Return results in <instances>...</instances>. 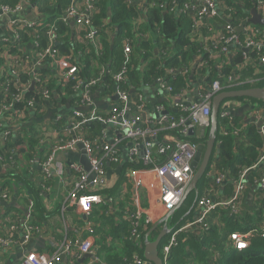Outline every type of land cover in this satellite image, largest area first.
I'll return each mask as SVG.
<instances>
[{"label": "crops", "instance_id": "crops-1", "mask_svg": "<svg viewBox=\"0 0 264 264\" xmlns=\"http://www.w3.org/2000/svg\"><path fill=\"white\" fill-rule=\"evenodd\" d=\"M262 1L264 3V0H244V4L248 2L251 6H255L256 4L260 5ZM19 4L20 9L15 15L0 16V45L1 42L13 45L11 20L19 19L31 23L45 22L46 17H44L41 12L40 4L38 6L37 3L31 2V0H19ZM240 5H243L242 2ZM262 5L264 6V4ZM54 7L55 4L53 3L50 9ZM110 21L109 11L107 12V24L105 23V25L110 26L109 28H111V31L109 32L108 29L107 32L111 35L114 29L109 24ZM207 24L212 26L213 30L209 32V34L211 37L210 39L214 41L220 33H224L223 29L227 25H231V21L229 19H225V21L221 19L216 21L215 19L204 17L200 20L201 27L197 28V32H203V27ZM105 25L103 26V30L105 29ZM239 26H241V24H239L237 28H239ZM141 27L143 26L141 25ZM72 29L75 30L73 24L70 25L69 33L65 35V38H68L66 41L68 43H71L74 37ZM255 29L264 34V27H255ZM130 32L132 34V31ZM27 34L29 35L26 36L27 39L23 41L21 46L13 45L17 48V52L10 51L8 48L4 47L3 49L0 48V75L2 69L3 72H5L8 69L7 67L18 65L20 66V75L23 79H31L34 75L33 78L40 76L49 79L48 81L55 80L56 77L55 75L53 76L51 72V69L55 66V64L52 63L53 59L48 57L40 62L37 59V52L44 49L49 44L48 36L45 33H39L37 31L28 32ZM59 37L61 38V36H57L56 34L54 46L57 44V39H59ZM147 39L151 41L153 40V36L147 33L145 36L135 37L134 41L140 43L142 40ZM125 41H127V37L120 36V39H116V43L120 44L122 47ZM114 42L115 41H113V43ZM130 42L132 43V39H130ZM198 42L202 46L204 42L205 49L208 46V49L210 48V45L203 37H199ZM38 44L40 45L39 49H37ZM225 47L226 52L224 54L227 60L231 61L233 52L237 47L232 43L225 44ZM65 52L68 57L74 58V63L79 60L74 53L68 52L67 50ZM155 53H157V50H155ZM56 59L57 57L55 58V62L57 63L60 59L58 58L57 61ZM193 65L189 68L190 75L192 74L191 72L195 70L194 67L197 66L196 68L198 69L200 66L199 63ZM175 73H179V71L173 69L168 70L165 73V77L161 80L141 83L136 91H131L129 94L137 98L135 101L139 102L141 108L131 107L129 109V116L140 115L141 120L143 119V124L153 127L162 116L169 113L171 114V112H177V108L174 106L173 101L169 100L167 96V91L161 86V82L167 80L166 78L169 75ZM105 78L106 76L104 75L103 80H105ZM206 87H208V85H206L202 78L196 77L193 79L189 87L182 94L185 105L189 106L191 103L201 102ZM34 88V85H29L27 87L29 91L34 90ZM113 89L114 91L112 93L107 91V86L105 84H97L92 90L91 105L89 107L84 106L73 96L68 97L61 94L59 97L55 90L53 91L54 100L45 101L42 106L39 107L28 108L23 115L14 121L9 115L3 118L0 117V189L7 194L6 199H0V237L6 236V231L10 223L17 227L13 234L14 243L11 246L0 247V264H20L23 255L28 251L52 255L65 242L77 241L82 243L88 238L89 234L87 229L89 227L94 231L90 239L95 255H92V257L88 253H82L80 250L75 249L72 256L68 254L61 255L55 264H106V259L123 257V246L120 240L115 237L113 238L110 233H107L108 230L104 232V230L97 227L94 222L88 221L89 215L87 217L86 215L77 213L76 207L70 204L69 195L73 191L74 184L79 179L80 175L84 174L88 179H91L94 174L90 164L88 170H86L84 165L80 162L84 153L83 150L78 147L76 151L57 152L52 157L50 165H48L47 169L45 168L47 159L51 156L52 146L62 139L71 129V124L76 122L74 114L91 112L100 115H109L112 110L116 108L119 101L116 98L117 92H115V86ZM113 97H115L114 100H112ZM0 98H3L1 91ZM254 105L255 107H252ZM222 112L228 116L230 122L228 123V129H221L224 130V134L230 133L240 148V160L244 164L239 166V173L241 171H247V169H249L247 165L255 160V164H251L253 167L250 166L253 169L254 165L257 163L260 164V157L264 154L263 106L251 101L239 102L235 99H231L222 106ZM156 115H158V118L153 117ZM202 129V127L197 126L195 129V137L200 138V131ZM115 131L121 132L120 129H112V127L108 125L105 126V144L107 146L115 145L117 149L116 151L114 149L112 153L114 161L105 162L104 186L117 183L121 179L120 175L123 174V167L125 164L130 163V161H128L129 153L131 148L133 149L134 147V145L130 144L128 141L119 140L116 142ZM205 131H208V129ZM256 134L263 139L262 148L254 149L253 147L252 137ZM30 138L39 142L34 145L32 151L29 150L27 145L28 139ZM218 144L219 143L216 142L213 149L214 162L216 161L214 159L218 157ZM47 170L49 172H47ZM128 170L129 169L124 170L125 175H123L120 191L118 190L119 195L114 199L106 198L107 204H113V207L111 204L109 205L111 206L109 209L114 214V218L109 219L106 229L113 230V228L115 229V227H118V225L124 221V214L121 215L124 210L126 215L138 211L142 217L141 223L153 226L145 235V240H149L150 237L155 239L159 233H157L155 237L152 236L151 233L157 229L161 231L164 227H168L173 230L176 224H173L170 220L172 213L166 220L165 217L168 213L164 211L154 198L150 197L145 188H139L136 191L134 182L132 180L130 181L126 176ZM138 170V179L143 181V184L146 183L147 180H151L147 177V174H145V169ZM48 174H50V176ZM216 174L219 173L216 172ZM247 175L245 174L244 177H240L238 180L227 178L221 184H217L206 174L204 178L206 181L203 183L200 190L202 196L210 194L215 201L228 202L237 194L239 185H241L243 189L240 190L238 194L240 205V218H238V220L241 225L251 222L252 219L254 220L255 216H257V221L255 219L252 223L260 222L264 217V188L258 183L259 179L252 178V180H250L252 175ZM198 191L199 188H197V192L195 193H198ZM189 194L187 196H189ZM31 200H34L40 205L43 210V217L45 218L41 219L40 215L38 218L40 223L35 225L37 231L31 234L28 242L22 244L24 236L22 226L27 223L31 215V211L29 210V203ZM97 205L92 206V211ZM224 209L229 210V207L221 208L220 211ZM190 211H192V208H190L189 212ZM224 214H226V211ZM148 218L150 221H148ZM215 218L218 221L217 226L219 229L225 227L222 222L224 219H221V217L217 215ZM235 232L240 233L242 231L236 230ZM135 255L136 253L129 255L131 258L133 257V262ZM95 258L98 259L96 260ZM126 259V256L122 258L124 262ZM169 259L170 258L164 261L165 264L169 263ZM144 264L150 263L145 260Z\"/></svg>", "mask_w": 264, "mask_h": 264}, {"label": "trees", "instance_id": "trees-1", "mask_svg": "<svg viewBox=\"0 0 264 264\" xmlns=\"http://www.w3.org/2000/svg\"><path fill=\"white\" fill-rule=\"evenodd\" d=\"M185 1L188 0H161L162 7L158 8L141 4L128 5L124 0H97L92 26L96 31V39L99 48L98 50H94L92 44L84 38L87 31H84L85 29L79 33H77L76 27L75 30L72 29L74 36L73 40L71 43L66 42L68 38H65V35L69 33L71 24H63L58 19H60L61 11L70 3V0H31V2L37 3L38 6L39 4L41 5V12L43 16L46 17L45 22L38 23L39 25L42 26L47 23L56 22V34L57 36H61V38L59 37V39H57V44L54 47V49L60 53L57 58H64L65 61L76 66L78 70L73 80H68L64 83V91L60 90L59 92L61 94L65 92L67 95H73L77 82L82 81L83 83H87L92 80H100L99 83H103L107 86V91L113 93V87L115 86V92L120 91L129 94L131 91H136L141 83L162 79L165 77L166 71L171 69L178 70L179 73L169 75L166 78L167 80H165L167 83L166 85L171 88V92L174 95H180L181 97L183 92L189 87L190 82L196 77L202 78L208 86L214 81H218L222 91L262 88L264 85V62H260V57H264V48L258 51L248 50L246 52L242 49H236L233 52L231 61H228L226 55L223 53H219L216 58L211 59L210 54L206 52L204 42L203 46L198 42L199 37H203L209 44L211 37L207 29H203V32L193 33V31H195V29L192 30L193 19L189 14H183L176 18L172 15V12H170L172 5H178ZM241 2L244 6L240 5ZM53 3L55 7L50 9ZM18 4L19 0H0V6L13 8ZM252 7L254 6H251L248 2L244 4V0H218L219 15L216 18L214 17V19L218 21L221 19L220 16H228L232 19L231 22L234 26H238V24L244 25L248 17L247 13ZM109 11L111 20L109 24L114 29L111 35L109 34L111 31V28H109L110 26L105 25L107 21V12ZM222 20L225 21V19ZM104 25L105 29L103 30ZM141 25L143 27H141ZM108 29L109 32H107ZM130 31H132V34ZM147 33L153 36V40H142L140 43L134 41L135 37L145 36ZM237 35L242 42L246 38L245 33L242 31L237 32ZM255 35V40L264 36V34L258 31ZM120 36L127 37V41H125L123 47L116 43V39H120ZM128 38L132 39V43ZM25 39H27L26 36L23 37V41ZM113 41L115 42L113 43ZM125 45L130 47V52L124 50ZM66 50L74 53L79 60L74 63V58L68 57L65 52ZM155 50H157V53H155ZM196 63H199L200 66L198 69L196 68L197 66L194 67L195 73L192 71L190 75L189 68ZM101 74H107L105 80H103V76H100ZM115 75L120 76L121 79L116 81L114 79ZM229 76H233L234 78V81L231 83L227 82ZM57 83L58 80L56 79L50 80L46 87L51 90L59 88ZM96 85L90 88L91 91ZM33 95V91H28L27 97ZM1 99L2 98H0V100ZM235 100L239 102L251 101L261 104L264 108V102H258L247 98H236ZM114 112H118V109ZM187 114V111L171 112V115L176 120L185 118ZM100 116L102 119L108 117V115ZM229 122L228 118L219 117L218 119V135L216 142L219 143L217 145L219 149L218 157L214 159L216 163L214 161L213 163L217 173L224 174L231 180H238L243 172L241 171L239 173V166L244 164L240 160L239 145L234 141L230 133L222 135L221 132V128L228 129ZM161 128L162 129L157 131L154 140V142L159 145L170 143L165 140V136L194 144L202 143L205 139L190 136L183 131L184 129L181 126L171 129ZM104 133L105 124L97 120L84 122L75 129V135L86 141L93 150L97 152L98 157L102 156L97 146L102 144ZM64 139L66 138H62V140ZM252 140L254 149L262 148L263 139L261 136L256 134L252 137ZM37 143L39 142L32 138L28 139L27 145L29 150L32 151L34 145ZM150 154L152 156V162L144 163V161L138 160L135 164H125L123 167V174L120 175L121 179L117 183L103 186L102 188L90 186L85 192L86 194L99 195L103 201V204L102 202L99 203V206L97 205L93 211L91 209L89 217L87 216L88 221L94 222L97 227H100L104 232L108 230L107 233H110L113 238L115 237L120 240L123 246L122 256H126L127 258L125 262L122 260L123 257L106 259V264H133V257L131 258V256H129L132 253H136L135 257L145 261L143 258L145 235L153 226L143 223L136 226V229L141 235L140 246H136L130 240V233L133 226L126 218L124 210L121 214H124V221L118 225V227H115V229L113 228V230L106 229L109 219L114 218L113 212L109 209L113 204L110 203L111 206H109L110 204H107L106 198L114 199L119 195L118 190L120 191L125 169H147L155 164L159 165L164 163L168 157V153L160 154L158 149L154 151L150 150ZM251 164H255V160L247 165L249 169H247L246 175L247 173L248 175H252L250 180H252V178H262L264 165L257 163L252 169L253 166ZM210 168L211 166H209L206 171L209 172ZM204 178L205 176L197 184V188H199L198 193L191 191L183 203L172 212L170 220L173 224H176L174 229L183 226L187 221H192L197 210V201L202 197L200 190L203 183L206 181ZM190 196L191 199L188 202ZM190 208H192V211L189 212ZM225 211L226 214H224ZM40 215L41 219L45 218L43 217L42 208L33 200L30 224H33V226L38 225L40 223L38 221ZM216 215L224 219L222 222L225 227L219 229V227L214 225L215 220L213 218L211 230L203 231L200 235L190 232L178 234L176 237L177 245L170 251L168 264H264V235L262 236L261 232L251 237L248 246L241 252L227 247L225 243L227 241L226 236L230 233L236 230L246 232L254 228L255 225L259 223H252L255 219L257 221V216H255L254 220L252 219L251 222L241 225L238 220V218H240V212L237 215L229 216V210L224 209L221 211L217 210L214 217H216ZM159 231L160 230L157 229L153 231L151 235L155 237ZM170 235L171 234H167L163 237L160 246L169 241Z\"/></svg>", "mask_w": 264, "mask_h": 264}, {"label": "built area", "instance_id": "built-area-1", "mask_svg": "<svg viewBox=\"0 0 264 264\" xmlns=\"http://www.w3.org/2000/svg\"><path fill=\"white\" fill-rule=\"evenodd\" d=\"M124 1L128 5L141 4L149 7H162L161 0ZM96 3L97 0H70V3L62 11L60 19H58L63 24L73 23V25L76 27L77 33L84 29V31L87 30L84 38L86 41L92 44L94 50H98L99 48V44L96 39V31L92 26L93 15L96 12ZM262 4H264L263 1L260 3V5L256 4L255 7L260 13L264 15V6ZM19 9L20 4L13 8L0 6V16L15 15ZM170 12H172V15H174L176 18L183 14H189L193 19L192 30L195 29L193 33H197V28L201 27L200 20L202 18L208 17V19H214V17L216 18L219 15L218 0H188L178 5H172ZM220 18L221 20L229 19L232 21V19H230L228 16H220ZM11 29L15 37H18L21 33L33 31L45 33L48 36L49 44L44 49L37 52V59L39 62L48 57L53 59L52 63H54L55 66L53 69H51V72L53 73V76L55 75L56 80H58L57 86L59 87L54 88L53 90L58 89L59 91H64V83L68 80H73L78 70L76 66L71 65L70 62L63 59L57 61V58V63L55 62V58L60 54L54 49V39L56 37L57 30L56 22L49 24L47 23L41 26L38 23L13 19L11 20ZM203 29H207L208 32L213 30L210 24L204 26ZM238 30L244 32L246 35V38L243 42L240 41L238 35L236 34ZM223 31L224 33H220L214 41H209L210 48L208 49V46L206 48V52L210 54L211 59L216 58L219 53L224 54L226 52L225 44L229 43H232L235 47H237V49H242L244 52L248 50L258 51L264 48V36L258 40H255L254 37L257 31L251 25L241 24V26L237 28V26L235 27L231 22V25H227ZM124 50L126 52H130L131 49L129 46L125 45ZM260 62H264V57H260ZM7 68L8 69L5 77L0 81V91L1 94H3V98L0 100V117L3 118L9 115L14 121L23 115L28 110V108L42 106L43 102L49 100L50 94L53 93V90L46 87V85L49 83V79L40 76L33 78L34 75L23 86L19 78L21 73V70H19L20 66L12 65ZM114 79L118 81L121 79V77L115 75ZM233 81V76H229L227 82L231 83ZM99 82L100 80H92L87 83H83L82 81L77 82L75 86V93L72 96L79 98L80 102L84 106L89 107L91 105L92 95L90 88ZM32 84H34L36 96L43 99V101L39 99L41 101L39 102L37 100L36 103L34 97H27V92L29 91L27 87ZM166 84L167 83L165 81L161 82V86L167 91V96L169 100L173 101L174 106L177 108V112L187 111L188 114L185 118H179L176 120L169 113L159 118V121L155 126H147L146 124H143V119L141 120L140 115L132 117L129 116V109L131 107H137L139 109L141 108L139 102L135 101L137 98L131 96L132 94H127L120 91L116 93V97L119 102L117 103L116 108L112 110L106 119H102L95 113L74 114L76 122L71 124V129L65 136H63V138L66 139L62 140L59 138L60 140L52 146L51 156L47 159L45 168L47 169L48 165H50L52 157L55 153L76 151L78 147L81 146V149L85 153L94 174L91 179H88L86 175L81 174L79 179L74 184L73 191L69 195L70 204L76 207L77 213L88 216L91 213L92 206L102 202V199L99 195L86 194L85 192L90 186L97 188H102L104 186L105 162L114 161L112 153L114 152V149L115 151L117 149L115 145L107 146L103 139L102 144L97 146L98 151L102 153V156L98 157L97 152H95L86 141L75 135V129L80 124L95 120L104 123L105 126L108 125L112 127V129H120L121 132L115 131L116 142L119 140H124L134 145L133 149L131 148L129 153L128 161H130V163H135L138 160L144 161V163L152 162L150 150L158 149L160 154L168 153L167 160L164 163L153 165L152 167L144 170L145 174H147V177L151 179L149 181L146 179V183L143 184V181L138 179L137 175L139 170L137 169L128 170L126 176L130 181L132 180L134 182L136 191L139 188H145L148 191L150 197L154 198L167 213L174 211L175 208H178L183 202V196L193 176L190 166L194 159L197 144L179 140L170 136H165V140L170 143L159 145L158 143L154 142L156 133L158 130L162 129L161 127L171 129L181 126L184 129L183 131L187 134L190 129L195 130L197 126L202 127L203 129H208L209 117L211 113V100L216 94L222 92V88L218 81H214L211 85L205 88L201 102L191 103L189 106H186L182 97L180 95H174L171 92V88ZM262 88L264 89V85ZM63 94L66 93L64 92ZM116 109H118V112L115 113L114 111ZM126 115L128 116L126 117ZM222 117L228 118L224 112H222ZM221 132L224 134V130H221ZM259 162L260 164L264 165V154L260 157ZM210 170L211 171L208 173V176L211 177L215 183L221 184L227 179L226 175L224 174H216L214 163L211 165ZM47 172L49 171L47 170ZM246 172V170L243 171L240 177H244ZM48 175L50 176V174ZM258 183L262 185V188H264V173L263 177L258 180ZM242 189L243 187L239 185L237 194H235L232 200L228 202L215 201L210 194L200 197V199L197 201L196 215L192 218V221H188L183 226L171 230L169 233L171 234L169 241L160 246L159 251L163 263L165 264L164 261L168 260L171 249L177 245L176 237L178 234L182 232H190L200 235L203 233V231L205 232L211 230L213 218L215 220L214 225L217 226L218 221L214 215L217 210H220L221 208L229 207V216L239 214L240 205L238 194ZM6 197L7 194L0 189V199H6ZM29 210L32 211V201L29 203ZM126 218L133 226L130 233V240L136 246H140L141 235L136 229V226L141 224V214H139L138 211H136V213L132 212L127 214ZM148 221H150L149 218ZM16 228L17 227L14 224L8 225L6 236L0 237V247L11 246L14 243L13 234ZM34 231H37V228L36 226H33V224H30L29 217L27 223L22 226V232H24L22 244H25L29 241L31 234ZM87 232L89 234L88 238H86L82 243L77 241L65 242L52 255L28 251L23 255L20 264H55L61 255L68 254L69 256H72L75 249L80 250L82 253H88L91 256L95 255L92 241L90 239L94 231L91 227H89ZM260 232L263 236L264 217L258 224L255 225L254 228H251L246 232H232L227 235V241L225 242L226 246L234 249L237 252H241L248 246L249 239ZM95 259L97 260L98 258ZM144 263L145 261L135 257L133 264Z\"/></svg>", "mask_w": 264, "mask_h": 264}, {"label": "water", "instance_id": "water-1", "mask_svg": "<svg viewBox=\"0 0 264 264\" xmlns=\"http://www.w3.org/2000/svg\"><path fill=\"white\" fill-rule=\"evenodd\" d=\"M247 14H248V17L245 20L244 25H251L253 27H264V15L260 13L256 9L255 6L252 7ZM236 98H247V99L256 100L258 102H264V89L263 88H249V89H241V90H236V91H222L216 94L212 98L211 113L209 117V128H208L207 134L205 131L206 129H202L200 131V135H201L200 137L205 138V139L202 143L197 144L194 159L190 166L191 171L193 172V176L183 196L182 201L191 191L197 192L198 182L206 175L207 168L211 166L212 161H213V149L215 147L217 135H218V119L219 117H222V106L225 103H227L229 100L236 99ZM114 99L115 97L112 98V100ZM252 107H255V105ZM127 116L128 115H126V117ZM153 117L158 118V115L153 116ZM195 133L196 131L194 129H190L188 132L190 136H195ZM80 162L81 164L84 165L85 169L88 170L89 163L84 153L81 157ZM172 212L168 213V215L165 217L166 220L168 217H170ZM171 230L172 229L168 227H164L159 232V234L154 240L152 241L145 240L143 258L147 262H149L150 264H163V260L161 259V256H160L159 247H160V243L163 237L169 234Z\"/></svg>", "mask_w": 264, "mask_h": 264}, {"label": "rangeland", "instance_id": "rangeland-1", "mask_svg": "<svg viewBox=\"0 0 264 264\" xmlns=\"http://www.w3.org/2000/svg\"><path fill=\"white\" fill-rule=\"evenodd\" d=\"M3 47H4V48H8L10 51L17 52V48H16V47H14V46H10V45H8V44H6V43H4V42H1L0 48L3 49ZM1 71H2L3 75H2V73H1V75H0V81L5 77V74L7 73V70H6L5 72H3V69H2ZM19 78H20L21 83L23 84V86H24V84H26L27 81L29 80V78H27V80H26V79H23V78L21 77V75H20ZM23 81H24V83H23ZM33 85H34V84H33ZM32 91L34 92V95H33V96H30V97H34L36 103H37V100H38L39 102H40L41 100L43 101V99H41L40 97H37V96H36L34 90H32ZM53 91H55V90H53ZM56 92L58 93V95H59V97H60L61 94L59 93V90H58V89H56ZM27 93H28V92H27ZM91 93H92V91H91ZM50 95H51V97H49V100H48V101H52V100H54L53 93H51ZM64 96H68V97H69V96H72V95L64 94ZM73 97H74V96H73ZM39 99H41V100H39ZM75 99L80 101V99L77 98V97H75ZM37 105H38V104H37ZM90 113H91V112H89V113H85V114H90ZM95 114H96L97 116L101 117V116L98 115L97 113H95ZM109 115H110V114H109ZM206 132H207V131H206ZM190 199H191V196L189 197L188 202L190 201ZM188 202H187V203H188ZM149 240L152 241V240H154V238H153V237H150Z\"/></svg>", "mask_w": 264, "mask_h": 264}, {"label": "bare ground", "instance_id": "bare-ground-1", "mask_svg": "<svg viewBox=\"0 0 264 264\" xmlns=\"http://www.w3.org/2000/svg\"><path fill=\"white\" fill-rule=\"evenodd\" d=\"M11 33H12V29H11ZM27 35H29V34H27V33H21V34H19L18 37H15L14 34L12 33V36H13V42H12V44L13 45H17V46H21L22 43H23V37L24 36H27ZM39 47H40V45L38 44L37 45V49H39ZM100 76H104V75L101 74ZM100 84H102V83H100Z\"/></svg>", "mask_w": 264, "mask_h": 264}, {"label": "clouds", "instance_id": "clouds-1", "mask_svg": "<svg viewBox=\"0 0 264 264\" xmlns=\"http://www.w3.org/2000/svg\"><path fill=\"white\" fill-rule=\"evenodd\" d=\"M245 249H246V248H245ZM245 249H244V250H245Z\"/></svg>", "mask_w": 264, "mask_h": 264}, {"label": "snow or ice", "instance_id": "snow-or-ice-1", "mask_svg": "<svg viewBox=\"0 0 264 264\" xmlns=\"http://www.w3.org/2000/svg\"><path fill=\"white\" fill-rule=\"evenodd\" d=\"M241 246H243V245H241Z\"/></svg>", "mask_w": 264, "mask_h": 264}]
</instances>
